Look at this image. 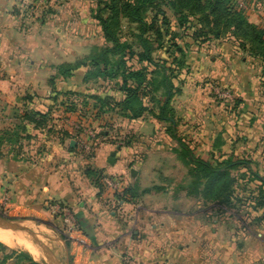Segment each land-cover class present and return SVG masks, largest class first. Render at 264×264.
<instances>
[{"label": "crops", "instance_id": "obj_1", "mask_svg": "<svg viewBox=\"0 0 264 264\" xmlns=\"http://www.w3.org/2000/svg\"><path fill=\"white\" fill-rule=\"evenodd\" d=\"M13 6V0H0V114L4 113V120L12 113L7 120L15 122L14 114L23 109L21 98L34 93L43 98L41 105L50 108L57 133L49 157L28 159L22 152L18 156L3 152L0 203L7 199L8 213L21 220L49 219L62 228L51 206L65 205L78 223V232L62 239L54 235V225L44 221L46 227L37 226L44 236L49 235L45 245L50 249L55 246L63 255L62 262L48 249L59 264H264V233L242 238L202 210L178 212V203L173 202L177 198L172 201L166 192V183L176 181L167 171L187 168L177 156L178 145L149 115L129 120L117 111H103L89 98L91 94L119 98L112 85L98 81L82 84L84 70H80L73 77L57 79L56 90L79 92L85 97L59 96L55 102L48 99L53 95L49 80L55 75L54 66L73 63L90 54L92 48L104 45L98 27L100 45H91L94 40L86 34L65 37L59 22L51 21L58 19L55 11L50 22L26 30L14 22ZM85 9L82 7L83 13ZM209 44L212 49L207 51L202 44L185 51L187 80L172 101L173 107L182 106L181 111L175 109L179 134L191 127L190 107L202 104L200 82L205 86L215 81L240 90L244 100L257 97L264 101L257 63L240 53L245 56L236 67L231 62L237 57L234 50L219 54L218 48L213 49L218 41ZM220 55L229 63L219 62ZM68 103L76 106L75 112L67 109ZM115 122L119 126L112 134L108 130ZM196 123L194 131L186 135L198 155ZM81 126L97 130L98 144L92 158L80 156L76 145L69 146L81 133ZM120 140L124 143L118 146ZM86 169L120 174L122 191L113 193L102 187L100 192ZM174 185L179 187L180 182Z\"/></svg>", "mask_w": 264, "mask_h": 264}, {"label": "trees", "instance_id": "obj_2", "mask_svg": "<svg viewBox=\"0 0 264 264\" xmlns=\"http://www.w3.org/2000/svg\"><path fill=\"white\" fill-rule=\"evenodd\" d=\"M93 19L104 45L92 48L90 54L73 63L54 66L55 75L49 80L53 95L48 99L55 102L59 96L85 97L79 92L56 90L57 79L73 77L80 70H84L82 84L98 81L112 85V90L119 94V98L108 95L100 97L97 94L88 95L89 98L95 104L98 103L103 111H117L129 120L144 114L152 117L177 143L180 149L177 153L185 164L190 165L189 189L192 193L222 206L240 202L233 191L235 180L230 171L239 166L246 167L248 163L232 160L231 156L224 160L213 159L212 162L195 157L188 149L189 144L177 134L172 101L181 92L179 74L185 64L183 60L188 44L199 46L227 36L232 37L238 49L247 52L257 63L264 95V30L246 22L240 10L235 8L233 0H96ZM176 42L184 44L185 49ZM175 53L181 55L180 58H176ZM166 58H170L172 63L174 61L180 69L175 71L174 67L167 68ZM21 101L24 102L23 109L16 112L14 118L23 131L27 133L32 127L46 128L50 132L51 110L41 105L43 98L27 93ZM67 109L75 112L76 106L68 103ZM28 138L26 135L18 136L20 142ZM2 157L3 150L0 147ZM86 175L93 177L101 192V172L86 169ZM250 175L258 184L254 191H245L249 195L252 193L251 197L256 193L258 197L253 199L261 207L264 201L259 200L261 196L264 198V178L252 172ZM0 255L2 264H7L14 255L25 259L28 264H38L27 253L9 250L2 244Z\"/></svg>", "mask_w": 264, "mask_h": 264}, {"label": "rangeland", "instance_id": "obj_3", "mask_svg": "<svg viewBox=\"0 0 264 264\" xmlns=\"http://www.w3.org/2000/svg\"><path fill=\"white\" fill-rule=\"evenodd\" d=\"M13 2L12 18L14 22H18L23 28L26 27V30L31 29L34 25L43 22H50V15L52 13L54 14L55 11L58 19L51 21L59 22L58 25L64 31L65 37L67 35L80 36L81 34H86L90 35L94 40L91 45H100L98 43L100 33L97 29L95 20L93 19V15L96 12V0H13ZM233 2L235 8L240 10L246 22L264 30V0H233ZM88 6H90V9ZM82 7L87 8L84 13L82 12ZM82 16H84L83 19ZM168 16H170V13H168ZM83 20H85V22H90V24H83ZM66 22L69 23L67 24ZM171 22L174 21L171 19ZM64 24H67L68 26ZM88 31L90 33H88ZM227 37L218 40V47H213V49L218 48V51H220L219 54L228 50L230 51V49L234 50L237 53V57L231 62L237 67L240 65V60L245 56L240 55V53L246 54L248 57L249 55L247 52L238 49L237 44L232 37ZM63 40H65V38H63ZM176 43L182 49H185L184 44L180 42ZM209 43L210 42L202 44L206 51L212 49L209 47ZM193 45V43H189L188 49ZM174 56L180 58L181 55L175 53ZM249 58L252 59L251 57ZM166 61L167 68L174 67L175 71L180 69L176 67L174 61L172 63L170 58ZM183 61L185 64L179 74V79L182 81L181 85H179L180 91L184 87L185 80H187V73L184 70H186V67L189 68V65L186 64L188 60L185 59ZM218 61L221 63H229L224 55L218 56ZM254 65H256V62ZM235 74L238 76L237 73ZM1 79H3L2 76L0 77V80ZM218 84V82L214 81V83H205L204 86V83L200 82L199 88L202 89V92L198 93H200L199 97H202V104L197 107H195V105L194 107H190L192 108L190 109V113H193L190 114V119L193 120L191 121V127L188 126V131L182 132L181 134H179L177 130V134L181 140L189 144L188 149L193 152L195 157L212 162L213 159L224 160L227 159L228 156H231L232 160L238 159L248 163L246 167L239 166L230 171L231 177L235 180L233 191L235 192L236 199L240 200V202L235 201L230 206H222L196 196L192 193V190L189 189V171L191 168L190 165L187 164L186 170L181 169L179 172H175L176 170L167 171V175L175 176L176 181L168 179L169 183H166V192L171 194L170 199L172 201L174 198H177V201L173 202L175 204L178 203V212H186L189 209L192 211L202 210L208 214V217L212 216L214 220L217 219L220 225L230 228L229 230L234 234H239L242 238L245 236L253 237L254 235L264 233V204L261 207L258 206V201H254L253 199L254 197H258L257 194L253 193L254 197H251L252 193L249 195L245 190L252 192L258 184L253 176L250 175L251 172L264 178V140L261 139L264 138V104L261 103L264 101L260 100V98L257 100V97L252 101H249L248 99L244 100L241 96L240 90L236 91L233 88ZM239 99L242 101H238ZM175 106L176 107H173L174 112L175 109L181 111L182 106L177 104ZM3 114H0V147L6 155L10 153H17L20 155L22 152L24 157L28 159H38L40 156L41 158L49 157L48 153L53 144H55V135L57 133V129L53 127L52 122L51 126L48 125L50 132H47L46 128L33 129L31 127L26 133V131H23V127L18 125L16 119L15 122H9V120H7L12 113H7L8 115H5L4 120L2 119L4 116ZM196 117H198V120ZM175 119L177 121V128H179V120H177L176 114ZM195 122H197L196 129L200 139L198 155H196L197 153L194 149L195 144L193 141H190L186 135L187 132L194 131L193 127ZM116 124L117 123L115 122V127L113 126V128L108 130L112 132V134H115V130L118 129L117 126L119 125L116 126ZM89 129L97 132L95 129ZM103 131H105V129H103ZM20 134L22 136H29L30 139H24L20 142L18 140ZM183 134H185V136ZM120 142L123 143V140H120ZM177 152H180V149H178ZM177 156L180 160L185 162L179 154H177ZM177 182H180L179 187L174 185V183L176 184ZM261 200L264 201L262 196L259 202H261ZM0 219L15 223L22 228L29 230L38 242L44 246H46L45 243L48 241L47 239L49 235L44 236L43 232L40 231L41 229L39 231L37 230V226L41 228L46 227L43 224L44 221L56 227V234L54 235L66 239L62 232V228L56 223L54 224L51 222V220L45 218L21 220V218L9 214L8 207L2 202L0 203ZM0 226L3 225L0 224ZM5 228L14 231L15 233L17 232L16 235L23 240L28 241L26 238L18 234L20 232L7 227ZM28 242L34 245L35 249L40 252L45 260L48 261V264H52V262L46 258V254L42 252L38 243L33 241ZM2 245L9 250L25 252L18 248H9L4 244ZM46 247L50 249V247ZM50 250L53 251V253L55 252L57 257L63 262L64 257L59 253L58 249L56 250L55 246ZM7 262V264H28V261L17 255L11 256V259ZM0 264L2 263L0 262ZM39 264L45 263L42 262Z\"/></svg>", "mask_w": 264, "mask_h": 264}, {"label": "built area", "instance_id": "obj_4", "mask_svg": "<svg viewBox=\"0 0 264 264\" xmlns=\"http://www.w3.org/2000/svg\"><path fill=\"white\" fill-rule=\"evenodd\" d=\"M74 143L80 156L92 158L95 155L97 149L98 133L94 130L81 126V133L76 138H74ZM118 143V146H121L124 143V140L123 143ZM99 183L104 189L112 191L113 193H120L122 191V188H120L122 176L120 174L102 172ZM6 203L7 199H4L3 204L5 205ZM51 208L53 214L60 218L62 222V232L65 236L79 231L76 219L65 205L54 203Z\"/></svg>", "mask_w": 264, "mask_h": 264}, {"label": "bare ground", "instance_id": "obj_5", "mask_svg": "<svg viewBox=\"0 0 264 264\" xmlns=\"http://www.w3.org/2000/svg\"><path fill=\"white\" fill-rule=\"evenodd\" d=\"M17 233V232H16ZM14 231L6 229L5 227L0 228V242L9 248H18L27 252L34 261L37 263L44 262L48 264V262L42 257V255L29 243L28 241H33L31 238H28L23 233H18L19 235L26 238L28 241L23 240L18 235H16ZM34 242V241H33ZM45 254V252H44Z\"/></svg>", "mask_w": 264, "mask_h": 264}, {"label": "water", "instance_id": "obj_6", "mask_svg": "<svg viewBox=\"0 0 264 264\" xmlns=\"http://www.w3.org/2000/svg\"><path fill=\"white\" fill-rule=\"evenodd\" d=\"M75 145L74 141H71L69 146L71 148H73ZM112 156V155H111ZM112 159H110V163H111ZM132 174L134 175V172L132 171ZM0 224L7 227V228H10L12 230H16L20 233H23L25 234L26 236H28L29 238H31L34 242L38 243L40 245V248L43 252H45L46 254V258L51 261L52 263L54 264H57V262L55 261L53 255L51 254V252L48 250V248L46 246H44L43 244L39 243L38 240L34 237V235L27 229L25 228H22L21 226L15 224V223H10L4 219H0Z\"/></svg>", "mask_w": 264, "mask_h": 264}]
</instances>
